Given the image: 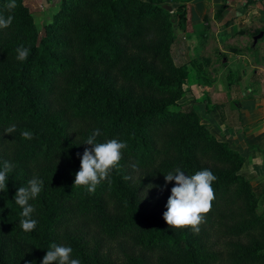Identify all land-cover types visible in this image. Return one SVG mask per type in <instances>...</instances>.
<instances>
[{
	"label": "trees",
	"instance_id": "trees-1",
	"mask_svg": "<svg viewBox=\"0 0 264 264\" xmlns=\"http://www.w3.org/2000/svg\"><path fill=\"white\" fill-rule=\"evenodd\" d=\"M162 1L60 0L41 35L29 5L17 0L11 25L0 29V167L15 165L0 192V264H42L53 242L70 246L81 264H264V214L242 171L245 156L217 139L195 110L177 105L190 67L173 60L177 16ZM6 2L0 0L5 16ZM179 10L184 27L187 10ZM155 32L168 40L152 42ZM20 45L30 48L24 62L16 59ZM191 66L209 82L201 62ZM12 124L17 130L4 133ZM96 128L97 142L115 138L127 148L111 185L103 181L89 194L74 180L91 147L83 142ZM25 130L34 138L23 139ZM176 167L186 175L209 169L217 177L199 234L163 219L175 184L164 187L165 173ZM33 177L44 187L29 202L38 223L26 233L14 198ZM205 221L220 222L233 238L262 234L252 246L237 244L229 259L208 251Z\"/></svg>",
	"mask_w": 264,
	"mask_h": 264
},
{
	"label": "rangeland",
	"instance_id": "rangeland-1",
	"mask_svg": "<svg viewBox=\"0 0 264 264\" xmlns=\"http://www.w3.org/2000/svg\"><path fill=\"white\" fill-rule=\"evenodd\" d=\"M24 1L29 5L38 30L42 35L46 30L45 25L52 20L55 5L47 8L48 4L42 1L37 2L35 5H32L33 0ZM231 2L232 0L162 1L163 6H170V12L177 16L171 28L173 34L171 44L173 60L177 64L184 63L190 67L188 84L184 86L185 93L177 101V105L183 107V109L195 110L200 122L205 124L217 139L228 142L232 148L237 149L245 156V164L242 167V171L253 185L255 195L258 198V212L264 214V171L262 169L258 172L253 170L254 164L248 157L249 143L246 133L243 132V134L237 136L238 133L234 131L236 129H232V126H243L244 112L248 107L245 94L249 74L253 68L251 67L252 64L256 62L255 64L264 66V36L253 47V36L258 33L257 31L261 29V26L255 27L256 31L251 33L246 26L247 23L243 21L245 18H239L237 4L225 10ZM58 3L56 1V6H58ZM180 5L185 6L187 10V23L184 27L178 25ZM256 5V11L251 14L250 20L260 25L257 17L258 14L264 11V8L261 7L262 1ZM247 13L244 14L247 15ZM162 21L163 17L159 18L154 26L162 25ZM240 35H244L243 40L238 39ZM168 38V34L162 35L160 32H155L149 40L152 42H165ZM182 41L185 44L182 45ZM261 46H263L262 49ZM250 48L257 52L256 57L249 53ZM222 50H225L226 53ZM240 51L243 52L240 53ZM236 53L242 56L248 55L252 64L248 66V59V64H246V59L244 60L243 57L238 59ZM193 59L201 62L209 82H203L198 79L195 68L191 66V60ZM238 93H240L242 99L233 100L232 97ZM239 103L243 104L244 110H240L241 106H237ZM207 105L208 110H206ZM162 211H166V204L162 207ZM221 226L222 224L217 221L211 227L210 222L205 221V231L209 232V235L204 237L205 245L208 251L223 252L224 256L229 259L237 251V244L252 246L255 242L253 239L258 238L257 236L262 234L260 231L259 234L255 232L254 238L252 236L233 238L225 235ZM218 240L220 243L216 246ZM214 244L215 247H213ZM111 247L117 255L118 246L113 244ZM217 264L228 263L219 262Z\"/></svg>",
	"mask_w": 264,
	"mask_h": 264
},
{
	"label": "clouds",
	"instance_id": "clouds-1",
	"mask_svg": "<svg viewBox=\"0 0 264 264\" xmlns=\"http://www.w3.org/2000/svg\"><path fill=\"white\" fill-rule=\"evenodd\" d=\"M18 7L17 0H7L4 9L9 13L5 16L0 13V29L8 28L13 16L11 13ZM16 59L24 62L28 59L30 48L20 45L16 48ZM16 125L12 124L4 130V133H14ZM102 135V131L96 128L83 142L91 147H86L80 156V169L75 174L74 187H85L89 194H95L97 187L107 181L111 185L110 175L114 169H118L123 157V150L127 148V143L118 139H108L106 142H97V137ZM23 139L34 138L30 131H22ZM15 165L9 161H4L0 167V192L7 191L8 174ZM127 179V177H125ZM217 177L209 169L196 171L195 174L186 175L180 167L174 171L165 173V185L175 181L171 188V194L166 203V211L163 219L172 229L191 228L194 234H199L200 225L205 220V215L211 211L212 201L215 199L213 182ZM44 181L38 177H33L27 186H21L15 194V203L23 210L20 213V227L26 233L35 230L38 221L32 218L35 207L29 203L35 200L43 191ZM163 190V189H162ZM73 249L70 246L51 243L42 264H81L79 259L72 257Z\"/></svg>",
	"mask_w": 264,
	"mask_h": 264
},
{
	"label": "crops",
	"instance_id": "crops-1",
	"mask_svg": "<svg viewBox=\"0 0 264 264\" xmlns=\"http://www.w3.org/2000/svg\"><path fill=\"white\" fill-rule=\"evenodd\" d=\"M40 1L48 4L47 8H50L51 6H54V5L56 8L55 3L56 1L59 2L60 0H33L32 5H35L37 2H40ZM261 1H262L261 7L264 8V0H232V2L229 3L230 5L228 6V8H226L225 10L229 9L232 5L237 4V9H238L237 11H238L239 18L240 19L245 18L243 21L247 23L246 26L249 28V31L253 33L256 31V29H254L255 27H260V26L261 28L264 27V11L258 14V17H257V21L260 23V25L256 24L255 22H252L253 20L252 21L250 20L252 17L251 14L254 11H256L255 9V7L257 8L256 4L258 2L261 3ZM246 12H248L247 15L244 14ZM243 38H244V35L238 36V39L240 40H243ZM181 43L182 45L185 44L183 41ZM262 48L263 46H261V49ZM250 49L251 50H249L250 51L249 53L252 54V56L256 57L257 52H254L253 48H250ZM222 51L226 53L225 50H222ZM241 52L243 51H240V53ZM236 56L238 57V59H242V57L244 60L246 59L245 60L246 64H248L247 62V59H248L249 61L248 66L252 64L250 63L251 60L250 58H248V55L242 56L236 53ZM255 63L256 62H254L251 66L253 68H252V72H250L249 74V81L247 84V91L245 94V98L248 101L247 102L248 107L246 111L244 112L245 117H244L243 126L242 127H239V125L232 126V129H236L234 131L238 133L237 136H239L240 134H243V132L246 133V138L248 139V143H249L248 157H249V160H252L254 164L253 170L255 172H258V171H261V169L264 171V66H261L259 64L257 65ZM240 96H241L240 93H238L236 96H233L232 99L241 100L242 97ZM237 106L239 107L241 106L240 110L242 109L244 110V106L242 103L237 104Z\"/></svg>",
	"mask_w": 264,
	"mask_h": 264
},
{
	"label": "water",
	"instance_id": "water-1",
	"mask_svg": "<svg viewBox=\"0 0 264 264\" xmlns=\"http://www.w3.org/2000/svg\"><path fill=\"white\" fill-rule=\"evenodd\" d=\"M168 10L171 9L170 6L166 5L165 6ZM264 36V30H261L259 33H257L256 35L253 36V47L257 44V42Z\"/></svg>",
	"mask_w": 264,
	"mask_h": 264
}]
</instances>
